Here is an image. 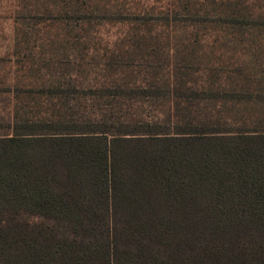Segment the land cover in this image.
Returning a JSON list of instances; mask_svg holds the SVG:
<instances>
[{"label": "trees", "instance_id": "trees-1", "mask_svg": "<svg viewBox=\"0 0 264 264\" xmlns=\"http://www.w3.org/2000/svg\"><path fill=\"white\" fill-rule=\"evenodd\" d=\"M171 94L132 123L7 118L0 264H264V118L186 117Z\"/></svg>", "mask_w": 264, "mask_h": 264}, {"label": "rangeland", "instance_id": "rangeland-1", "mask_svg": "<svg viewBox=\"0 0 264 264\" xmlns=\"http://www.w3.org/2000/svg\"><path fill=\"white\" fill-rule=\"evenodd\" d=\"M171 93L183 116L256 126L264 0H0V126L132 123L169 114Z\"/></svg>", "mask_w": 264, "mask_h": 264}]
</instances>
